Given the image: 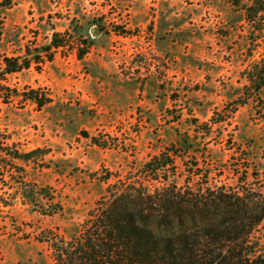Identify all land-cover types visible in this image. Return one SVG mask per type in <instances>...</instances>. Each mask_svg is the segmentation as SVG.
<instances>
[{
    "label": "rangeland",
    "instance_id": "374dc122",
    "mask_svg": "<svg viewBox=\"0 0 264 264\" xmlns=\"http://www.w3.org/2000/svg\"><path fill=\"white\" fill-rule=\"evenodd\" d=\"M257 1L0 0V59L32 57L54 33L63 43L0 73V264H58L133 189L264 194ZM29 90L52 103L39 109ZM12 150L38 152L18 170ZM160 156L164 168L146 171ZM256 234L264 243V224Z\"/></svg>",
    "mask_w": 264,
    "mask_h": 264
},
{
    "label": "trees",
    "instance_id": "16d2710c",
    "mask_svg": "<svg viewBox=\"0 0 264 264\" xmlns=\"http://www.w3.org/2000/svg\"><path fill=\"white\" fill-rule=\"evenodd\" d=\"M58 36L54 33L51 43L32 57L30 51L24 58L3 56L1 80L32 64L38 67L43 54L51 55L63 47ZM84 52L78 55L80 59ZM4 91L6 87L0 83V92ZM1 98L2 104H8L9 97ZM24 98L39 109L52 103L39 90H29ZM10 152L8 162L21 170L17 162L30 161L38 150ZM164 157H154L144 168L157 175L166 165ZM201 192L184 193L167 186L154 194L140 189L121 193L61 252L58 264H264V243L256 234L264 224V194L249 189L242 193L224 189ZM24 197L28 198L26 192Z\"/></svg>",
    "mask_w": 264,
    "mask_h": 264
},
{
    "label": "water",
    "instance_id": "95a60500",
    "mask_svg": "<svg viewBox=\"0 0 264 264\" xmlns=\"http://www.w3.org/2000/svg\"><path fill=\"white\" fill-rule=\"evenodd\" d=\"M92 35L94 36V37H96V36H98L99 35V30L98 29H94L92 32Z\"/></svg>",
    "mask_w": 264,
    "mask_h": 264
},
{
    "label": "crops",
    "instance_id": "0c3cea01",
    "mask_svg": "<svg viewBox=\"0 0 264 264\" xmlns=\"http://www.w3.org/2000/svg\"><path fill=\"white\" fill-rule=\"evenodd\" d=\"M82 60H84V59L82 58Z\"/></svg>",
    "mask_w": 264,
    "mask_h": 264
}]
</instances>
